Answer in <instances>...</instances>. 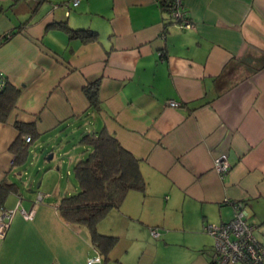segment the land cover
Masks as SVG:
<instances>
[{"label":"crops","instance_id":"obj_1","mask_svg":"<svg viewBox=\"0 0 264 264\" xmlns=\"http://www.w3.org/2000/svg\"><path fill=\"white\" fill-rule=\"evenodd\" d=\"M65 1L0 0V37L16 31L0 44V72L18 90L0 121V182L14 181L15 123H27L40 147L69 130L78 138L105 128L140 158L145 186L97 222L117 237L104 255L90 230L58 208L77 190L69 169L84 147L61 142L74 148L60 161L64 182L59 172L32 189L29 178L25 194L18 186L7 195L0 211L14 213L0 264H213L203 226L228 222L237 201L264 243V0H182L190 28L171 21L170 0L53 6ZM93 80L98 109L84 91ZM219 155L230 164L223 174L213 168ZM39 192L24 218L18 205L29 211ZM95 249L100 262L87 263Z\"/></svg>","mask_w":264,"mask_h":264},{"label":"trees","instance_id":"obj_2","mask_svg":"<svg viewBox=\"0 0 264 264\" xmlns=\"http://www.w3.org/2000/svg\"><path fill=\"white\" fill-rule=\"evenodd\" d=\"M40 1H36V4ZM15 32L3 34L0 37V44ZM72 32L78 33L71 30ZM88 36L95 38L92 33ZM98 88L99 80H93L84 86L85 94L94 109L99 108ZM17 94L18 90L9 86L4 80L3 85L0 86V121L6 119ZM15 124L19 129V136L12 143L11 149L15 154L13 163L19 166L26 160L30 141L37 133L32 128V124ZM24 132L30 134L29 141L21 139ZM76 143L84 146L80 152L81 156L71 168L77 182V190L60 197L58 208L66 220L86 226L90 230L94 245L106 255L117 237L98 232L97 222L110 208L119 207L129 190L144 189L145 179L140 168V158L126 149L112 133L103 127L97 131L81 133ZM17 190L18 185L14 181L0 182V210L5 209L4 201L7 195Z\"/></svg>","mask_w":264,"mask_h":264},{"label":"built area","instance_id":"obj_3","mask_svg":"<svg viewBox=\"0 0 264 264\" xmlns=\"http://www.w3.org/2000/svg\"><path fill=\"white\" fill-rule=\"evenodd\" d=\"M40 1V0H35ZM161 2L163 0H154ZM76 5L78 0H70L62 3H56L53 6H62L68 9L69 4ZM170 18L172 22L180 28H190L193 22L184 10L182 0H170L167 3ZM4 83L3 74L0 72V86ZM168 105L177 106L178 102L168 100ZM25 140H30V135L25 136ZM229 162L225 155H219L214 158L213 168L219 173L223 174L229 169ZM42 193H37L34 204L29 211L24 210L23 207L18 205V209L24 218L29 219L32 217L35 206L42 199ZM233 217L228 221L220 224H205L203 230L210 234L214 239L215 256L213 264H262L264 263V243L257 240L253 230L255 225L247 221V212L243 203L235 202ZM14 210L0 211V238H3L7 227V220L10 219ZM150 234L154 237L159 235L156 227L150 228ZM101 256L97 249L94 253L87 256V263L100 262Z\"/></svg>","mask_w":264,"mask_h":264},{"label":"rangeland","instance_id":"obj_4","mask_svg":"<svg viewBox=\"0 0 264 264\" xmlns=\"http://www.w3.org/2000/svg\"><path fill=\"white\" fill-rule=\"evenodd\" d=\"M76 134L78 133H74L70 130L63 132L60 136L59 142L58 140L56 142H52V140H50L48 141V144L43 147L37 145L38 143H34L35 141L33 140V142L29 145V152L26 160L23 161V164L15 166L13 169V180L17 183L23 194L26 193L27 186L31 184V182L28 181L29 178L33 181L32 189H37L39 184H42L40 187L42 189V187L46 184V179L49 175L52 182H54L58 179L59 172L62 174L63 182L65 181L67 169L65 164H62L60 161L63 158H66L68 161V155L74 148L70 145L66 148L60 143L63 142L66 144L71 141L69 144H72L73 141V144H76ZM78 150L81 152L82 147L79 146ZM49 154H52V157L50 159H46ZM71 168L72 166L69 169V176L72 180H75ZM51 184L52 183H50V186Z\"/></svg>","mask_w":264,"mask_h":264},{"label":"water","instance_id":"obj_5","mask_svg":"<svg viewBox=\"0 0 264 264\" xmlns=\"http://www.w3.org/2000/svg\"><path fill=\"white\" fill-rule=\"evenodd\" d=\"M52 157V154H49L46 159H50Z\"/></svg>","mask_w":264,"mask_h":264}]
</instances>
